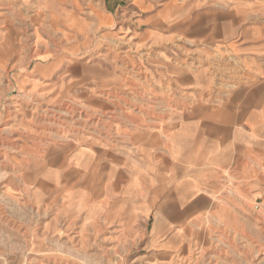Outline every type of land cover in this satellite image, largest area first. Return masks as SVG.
Masks as SVG:
<instances>
[{"label": "rangeland", "instance_id": "374dc122", "mask_svg": "<svg viewBox=\"0 0 264 264\" xmlns=\"http://www.w3.org/2000/svg\"><path fill=\"white\" fill-rule=\"evenodd\" d=\"M197 101L250 132L201 216L130 219L119 194L110 219L98 194L89 216L81 185L50 171L89 166L93 144L129 169L147 154L133 132L166 136ZM263 205L264 0H0V264H264Z\"/></svg>", "mask_w": 264, "mask_h": 264}, {"label": "crops", "instance_id": "0c3cea01", "mask_svg": "<svg viewBox=\"0 0 264 264\" xmlns=\"http://www.w3.org/2000/svg\"><path fill=\"white\" fill-rule=\"evenodd\" d=\"M234 7L240 14L247 9L242 5ZM233 23L232 19L229 24L225 22L223 27ZM211 30L213 33L216 27H211ZM234 35L231 30L229 36ZM231 46L237 48L234 44ZM176 70L178 73L182 72L179 68ZM194 78L199 80L200 89L209 81L204 71L194 74ZM243 116V113L233 110L230 104L212 107L197 101L191 110H179L178 113L169 115L166 136L159 138L153 132L134 131V148L147 151V154L145 160L133 162L129 169L126 167L127 159L120 161L116 150L108 152L114 154H109L108 159L112 160V164H107L103 161L106 159L104 147L93 144L90 151L84 149L86 147L79 149L81 154L93 155L92 162L89 163L91 168L83 160L75 163L77 168H69L71 162H67V158L63 156L51 162L56 167L50 171H55L57 176L58 170L62 171V187L66 190L72 184L81 185L79 199L89 202L87 213L86 210L83 211L89 216L90 198L98 194L99 201L102 202L100 213L106 214L110 219L115 207L111 197L119 194L121 199L123 196L128 202L126 209L130 219L136 213L146 217L154 209L157 222L161 221L159 219H168V225H174V219L201 216L212 201L209 197L210 190L215 187L214 178L218 170L226 168L235 159V155L238 159L241 158L242 147L250 134L240 128V124L236 125L243 121ZM151 149L157 151L150 154L148 151ZM80 169L87 170L88 180L78 179ZM75 177L78 178L71 183ZM40 182L46 183L43 179ZM126 223L131 225L130 220Z\"/></svg>", "mask_w": 264, "mask_h": 264}, {"label": "built area", "instance_id": "2783aa9c", "mask_svg": "<svg viewBox=\"0 0 264 264\" xmlns=\"http://www.w3.org/2000/svg\"><path fill=\"white\" fill-rule=\"evenodd\" d=\"M260 210L262 211V213L264 215V205L262 207H260Z\"/></svg>", "mask_w": 264, "mask_h": 264}]
</instances>
